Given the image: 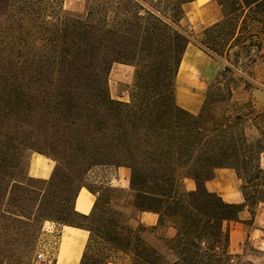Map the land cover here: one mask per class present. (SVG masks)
<instances>
[{
    "label": "trees",
    "instance_id": "1",
    "mask_svg": "<svg viewBox=\"0 0 264 264\" xmlns=\"http://www.w3.org/2000/svg\"><path fill=\"white\" fill-rule=\"evenodd\" d=\"M194 1L95 0L80 19L63 13L62 0H0V264H31L46 222L89 232L81 264L121 263L117 255L129 264H236L228 226L264 203V148L250 142L247 116L230 105L229 64L198 114L177 103V74L193 41L180 22ZM216 2L223 20L208 31L220 35L197 44L238 68L241 56L260 51L264 0ZM115 63L135 68L130 103L110 96ZM23 149L56 162L48 180L22 168ZM98 166L128 168L132 205L157 214L158 224L131 226L114 208L117 189L88 186ZM219 168L236 171L244 204L207 189ZM82 188L96 197L89 215L75 209ZM168 227L175 235L158 244L145 236Z\"/></svg>",
    "mask_w": 264,
    "mask_h": 264
},
{
    "label": "crops",
    "instance_id": "2",
    "mask_svg": "<svg viewBox=\"0 0 264 264\" xmlns=\"http://www.w3.org/2000/svg\"><path fill=\"white\" fill-rule=\"evenodd\" d=\"M185 17L181 20L182 25L190 26L192 29L206 28L215 25L223 19L221 7L214 0H196L184 6ZM202 50L197 43L191 42L187 47L177 74L178 105L193 113L198 114L205 101V90L207 84L218 74L217 61ZM264 154V153H262ZM39 160V167L34 169L32 163L29 175L38 179H49L53 173L54 164L45 157ZM51 163H53L51 161ZM264 169V164H261ZM127 168H119L115 175H125L127 187L130 184V174ZM189 182V184H188ZM126 187V186H124ZM188 190L195 189V183L187 180ZM210 192L218 194L225 202L230 204H244L245 198L241 189V180L235 170L230 168H219L215 171L212 180L206 182ZM84 195L91 198L92 205L89 209H83L79 204L80 197ZM96 201L88 189L82 188L75 201L77 212L89 215ZM239 221L230 224V251L235 255L243 254V244L247 239L258 236L256 233L264 232V203H261L253 216L246 207L239 215ZM159 217L152 212H143L140 222L146 226H156ZM90 234L87 230L47 223L43 228L40 246L44 248L46 255L51 258L48 264H81ZM262 241V239H260ZM122 264V263H109Z\"/></svg>",
    "mask_w": 264,
    "mask_h": 264
},
{
    "label": "rangeland",
    "instance_id": "3",
    "mask_svg": "<svg viewBox=\"0 0 264 264\" xmlns=\"http://www.w3.org/2000/svg\"><path fill=\"white\" fill-rule=\"evenodd\" d=\"M95 0H62L63 5V13L67 16H73L76 18L84 19L87 16L89 7L91 3ZM216 2V0H214ZM222 9V8H221ZM223 10V9H222ZM223 12V11H222ZM164 14L170 17L173 13L164 12ZM177 15V14H176ZM223 20V19H222ZM221 20V21H222ZM252 24L250 23L249 28L244 29V38L248 37ZM262 27V26H260ZM209 27L206 28H197L192 29L190 26L182 25L180 22V30L184 32L186 35L190 36L193 40V43L199 44H208L209 38L212 36H218L219 30L208 31ZM260 41L261 48L257 56H255L254 49H251V53L249 55L244 54L240 57V66L235 67L228 60L220 59L214 55H211L205 48L199 46L202 50L208 53L211 57H213L217 61V66L219 68L218 74L215 78L225 70L228 64L234 69V74H228L230 78H233L234 82L232 86L234 87L233 98L230 102V105L234 106V108L238 109V111L242 112L247 116L246 118V132L248 139L250 142H255L257 139H260L261 145L264 148V30L260 29ZM219 44L224 43L217 39ZM248 41L246 44L248 45ZM211 47L210 45H208ZM229 47V44L227 45ZM238 50L235 48L231 53V59L234 58V53ZM208 55V56H209ZM240 67V68H239ZM135 77V68L130 65L115 63L113 64L109 76H108V86L109 93L113 100L130 103L131 102V90L134 83ZM243 77V78H242ZM213 78L206 86L205 96L209 89L210 83L215 79ZM218 114L221 113L219 110ZM255 115H260L259 120H255ZM258 126L260 128V132L257 129ZM262 133V134H261ZM20 163L25 166V171L27 173L30 172L32 163L34 161V169L39 167V160L42 157H45L37 152L27 151L23 149V153L19 154ZM46 159L51 160L49 164H54V168L56 166V162L48 157ZM14 162V161H13ZM16 162V161H15ZM260 163L264 164V154L261 155ZM26 164V165H25ZM119 168L125 167H116V166H98L94 167L92 171L89 173L87 177L86 184L93 188L94 190H100L102 187H111L117 189L120 194L114 197L113 205L114 208L121 211L125 220L133 227H137L140 222L141 213H138L137 210L132 205V193L130 191V184L127 187V183L125 182V175L116 176V170ZM128 169V168H127ZM54 170V169H53ZM128 173L131 176V171L128 170ZM130 178V177H129ZM38 179V178H35ZM48 180V179H45ZM187 182V181H186ZM189 184V182H188ZM126 186V187H124ZM49 223L46 222L44 226ZM51 223V222H50ZM144 225V224H142ZM146 226V225H144ZM151 228V226H146ZM153 227V226H152ZM43 228L41 230L40 236L34 246V250L31 254V264H48V262H40L37 258V255L40 253L46 254L44 248L40 246L41 235L43 233ZM166 235L172 237L175 235V230L173 228H166L165 230H161L158 233H146V238L152 244H158L160 235ZM258 237L253 239H247L243 244V254L235 259L236 264H264V232L256 233ZM262 239V241L260 240ZM117 259L121 261L122 264H129V258H125L122 255H117Z\"/></svg>",
    "mask_w": 264,
    "mask_h": 264
},
{
    "label": "bare ground",
    "instance_id": "4",
    "mask_svg": "<svg viewBox=\"0 0 264 264\" xmlns=\"http://www.w3.org/2000/svg\"><path fill=\"white\" fill-rule=\"evenodd\" d=\"M79 204L83 209H89L92 205L91 198H86L84 195H82L79 199Z\"/></svg>",
    "mask_w": 264,
    "mask_h": 264
},
{
    "label": "built area",
    "instance_id": "5",
    "mask_svg": "<svg viewBox=\"0 0 264 264\" xmlns=\"http://www.w3.org/2000/svg\"><path fill=\"white\" fill-rule=\"evenodd\" d=\"M116 176L118 177L119 175H116ZM37 258H38V260L40 262H48V263H50L52 261L51 258L49 256H47L46 254H44V253L38 254Z\"/></svg>",
    "mask_w": 264,
    "mask_h": 264
}]
</instances>
